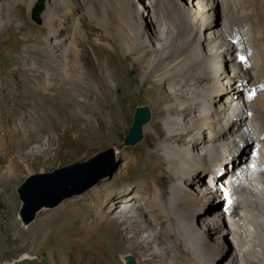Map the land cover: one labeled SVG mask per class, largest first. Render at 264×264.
I'll return each mask as SVG.
<instances>
[{
    "label": "bare ground",
    "instance_id": "1",
    "mask_svg": "<svg viewBox=\"0 0 264 264\" xmlns=\"http://www.w3.org/2000/svg\"><path fill=\"white\" fill-rule=\"evenodd\" d=\"M34 1L0 0V7L11 3L20 10ZM98 1L95 6L86 0L80 5L74 2L67 16L60 7H48L62 0L46 1L41 17L50 25L49 37L60 38L66 50L57 44L52 47L54 75L47 73L35 82L43 93L52 90L54 109L43 104L38 110L39 124L29 129L25 144L50 148L54 146L50 139L55 143L57 134L62 138L68 132H76L74 143L83 138L77 142L79 149L107 142L128 124L135 95L126 91L124 103L114 100L113 80L117 88L116 80L124 87L132 72L142 91H157L152 102L155 114L145 125L141 145L115 149L114 185L102 182L83 198L66 199L40 220L37 234L62 246L71 264H116L118 253L133 258L132 264H224V255L231 258L225 264H264L263 152L251 155L257 160L251 170L247 156L250 146L259 148L254 138L264 143V51L254 28L260 25L264 33V0H192L187 10L176 0H138L143 12L131 9L126 0ZM75 10L87 12L90 19ZM138 18L149 19L150 24L143 21L141 28ZM209 18L219 20L209 27ZM202 32L218 38L204 43ZM153 37L158 49L150 45ZM64 38H71L69 44ZM110 48L121 49L118 59H110ZM224 56L232 62L229 77L221 66ZM241 64L247 65L246 71ZM166 85L171 86L169 91ZM244 94L246 102L255 106L251 113L243 108ZM25 114L35 119L33 113ZM236 123L245 130H237ZM236 137L243 139L244 151L236 150ZM43 155V163L60 158ZM125 181L128 184L122 185ZM212 205L221 206L220 213L229 211V230L224 216L207 214ZM85 212L92 215L87 224L79 218ZM74 218L72 227L64 228V223L59 231L53 228L62 219ZM104 230L109 231L110 241L94 244ZM223 231L232 233L233 244L216 237ZM149 237L153 248L145 241ZM90 240L93 244L87 246ZM34 241L28 239V244ZM99 246L104 255L79 258L80 251ZM161 248L165 252L158 251Z\"/></svg>",
    "mask_w": 264,
    "mask_h": 264
},
{
    "label": "rangeland",
    "instance_id": "2",
    "mask_svg": "<svg viewBox=\"0 0 264 264\" xmlns=\"http://www.w3.org/2000/svg\"><path fill=\"white\" fill-rule=\"evenodd\" d=\"M36 1L37 0H35L31 5L25 4L26 6L25 5H23L22 7L20 6L21 8L20 10H16L17 5L11 3L10 4L7 3L3 5V7H0V264H4L5 261H11L25 252H29L32 255L38 256L42 260L43 264H71L69 260V256L64 251L62 246L51 244L52 240L49 239L47 235H42L41 233L37 234L39 230L38 224L40 223V220L44 216H46L51 212L56 211L59 208V205H61L64 201H66V199L72 197H73L72 199L83 198L88 193L90 188L81 194H77L64 199L56 207L39 211L36 216V219L27 227H24L21 223L20 218L18 217V212L21 207V200L17 192L18 185L22 183L24 179L29 175L38 172H52L58 168L74 164L75 162L87 161L89 159H92L99 153L105 152L107 149L111 147L115 148V146L116 147L119 146L120 144L123 143L124 138L126 137L130 126L133 124L136 107L146 105L150 108L152 116L149 122H151L155 114V108L152 105V102L157 98V91H154L153 94L145 93L144 91H142L140 79L135 77L136 74L132 72L131 75H129L125 80L124 87L119 85V81L116 80V83H118V88H117V86L115 85V81L113 80L114 83L112 84V88H113L112 97L114 100L116 99L120 103H124L126 97L125 94L126 91L127 93L133 92L135 95L131 101L130 107L128 108V111L130 113V119L128 124L125 127L115 131L114 134L112 135V138L109 139L107 142H103L102 144H100L98 147L95 148L79 149L77 147V142L83 138L82 137L78 138L76 143H74L76 132H68L66 136L62 135V138H60L59 135L57 134L55 139L53 138L55 143L53 142L52 139H50V144H54V146L50 148H48L47 145L46 146L43 145L41 148L36 143H34L33 146L31 144L28 145L25 144V142H28L29 140V136H28L29 129L30 128L36 129L37 124H39L40 118L38 116V110L42 108L43 104L48 109H54L52 90L43 93L42 91L38 90V88L35 85V82L37 83V80H42L44 76L51 74V72H52L51 75H54L55 64L53 63L52 57L50 55L51 50L55 44L60 45L61 47V44L63 43V41L60 38L59 40H55L49 37L50 25L47 22L45 16L44 17L42 16L41 23H37L32 18L31 15L32 7L34 6ZM44 1H45V7H47L46 6L47 0ZM62 1L63 2L58 3L56 5H54L55 3L54 4L51 3V5H48V7L51 8L60 7L63 10L62 15L67 16L69 15L70 12L69 9H71L70 6L74 5V2L78 5L83 3V0H62ZM86 1L89 4H94V6L95 4L99 5L98 0H86ZM126 1L128 2L131 9H136V10L138 9V11L140 12H143L145 10L144 8H143L144 10H142L141 7H143V5H141V3L139 5V3L137 2L138 0H126ZM176 3L180 8L184 10L189 9V7L191 8L193 4L192 0L191 1L176 0ZM11 6L13 7L10 8ZM16 11H18V13ZM75 12H77V14L80 17H83L86 20L90 19L87 12L78 11V10H75ZM99 17L101 16L98 15V18ZM218 20L219 19L209 18L208 26L211 27L212 25L216 24ZM143 21H146L150 24L149 19L146 20L144 19L141 22V19L139 21L138 18L137 24L141 28H144ZM198 25L200 26L201 23ZM42 27L43 29H41ZM149 27L151 30H153V27L151 25H149ZM260 27H261L260 25L254 26L258 34L257 36L258 41L261 44L260 47L264 51V33L262 31V28ZM200 36H203L204 43L208 39L218 38V36H216L215 34H212V37L208 36V34L206 36L204 32H202V34L200 33ZM64 41H65L64 44H69L71 38H64ZM157 41H158L157 37L156 38L153 37L152 40H150V45L153 49H158L160 47L157 44H155ZM188 41L189 39L185 40L186 43ZM61 48L62 50L63 49L66 50V48L64 47ZM109 52H110V59L111 58L118 59L122 51L119 48H117L116 50L110 48ZM224 52L226 54L228 53V51H226L225 49ZM127 61L132 62V58L128 57ZM221 66H222V70H225L224 72L227 74L228 77L229 75L230 76L233 75L232 62L231 59H229L227 56H224V61L221 62ZM241 66L243 71L247 70V65L244 66L241 64ZM66 87L67 85L64 86L65 89ZM149 88L151 87L149 86L147 89ZM166 88L169 91V89H171V86L166 85ZM214 89L215 86L212 87V91ZM236 94L239 93H234L232 95H236ZM214 96H216V94ZM244 96H245V101H244L245 104L243 105L244 106L243 108H246L247 111L251 113L253 112L252 109H254L255 106L254 104L249 105L247 103L248 101L245 94ZM230 97L233 98L234 96L230 95ZM234 103H235V107H237L238 103L236 102ZM241 104L242 103H240V105ZM238 108L240 109L239 105L237 109ZM30 112L33 113V117H35V119L33 118L32 120V118L27 117L28 114H25ZM145 125L143 127L144 138L135 145L124 146L122 150L128 147L139 146L145 141L146 139ZM236 129L241 131L245 130V128L241 124H237V123H236ZM59 134H61V132H59ZM241 134L242 132H240V135ZM210 135L211 134L208 133V136ZM59 140L61 142L58 143ZM257 140H258L257 137L254 138V142L255 143L257 142L256 145H258L259 148L255 149V145L254 146L252 145V147L250 146L249 149L247 150V156H249V160H250L251 155H253V153H257L258 150L263 152L262 156L261 155L260 156L264 161V143L261 142L260 140L259 141ZM236 144H238V147L236 149L237 151H244L243 139L236 137ZM8 150L10 151L8 152ZM46 152L48 154H59L60 158L55 163H43V158H44L43 154ZM232 157L233 160H236L233 155ZM116 165H117V156H116V163L114 166L113 173L110 176L104 177L101 180H99L94 186H99L102 182H108V181H111L112 185H114L113 177L116 172ZM123 184H128V183L125 181L122 183V185ZM120 186L121 184L117 185V188ZM254 196L255 198L259 197L256 196V193L254 194ZM220 210H221V206L218 205L216 207L215 205H212L208 210L207 214H211L210 217H214V218H219L221 217V215L224 216L226 221H228L227 224L229 230V226H230L229 219H231V216H228L229 211L225 209L223 211L222 209V212L220 213ZM80 216L79 218L82 219L86 224L89 223L92 218V215L88 214L87 212L82 213ZM210 217L208 218L210 219ZM75 220L76 218L62 219L61 221H59L57 225L53 226V228L54 229L56 228L57 231H59V229L63 227L65 228V227H70L71 225L73 226L75 224ZM66 222H68V224ZM64 223L65 226H63ZM59 226L60 227L63 226V227L60 228ZM107 231L108 230L106 231L104 230L100 232V234L104 235V237L99 234L98 238L96 237L97 240L95 239L96 241L94 240L93 243L99 245V244H104V242L105 243L109 242L111 239V235L109 231L108 232ZM227 232L223 231L220 235L216 234L217 235L216 237H219L221 239H226V241L228 239V241H230V243L232 242L233 244V239H231V237L233 238L232 233L229 231ZM43 237H45L44 240L42 239ZM31 238H33L36 241H34L31 244H28V239ZM149 238L151 240L146 239L145 240L146 243L150 245L152 248L155 247L153 238L152 237ZM91 241L92 240L85 242L87 243V246L93 244L91 243ZM97 248L99 250L94 249V250L80 251L79 258L83 260L87 259L88 256L92 258H96L99 254H103V252L105 251L100 246ZM158 251L165 252L164 248H161ZM121 257L123 258V260ZM118 260L120 261L116 264H125V263L131 264L133 262V258L132 259H129V257L126 258L125 255L122 253H118ZM226 260L231 261V258L230 257L227 258V255H224V258H222L224 264ZM114 263L115 262L113 261L112 262L107 261V263L104 264H114Z\"/></svg>",
    "mask_w": 264,
    "mask_h": 264
},
{
    "label": "water",
    "instance_id": "3",
    "mask_svg": "<svg viewBox=\"0 0 264 264\" xmlns=\"http://www.w3.org/2000/svg\"><path fill=\"white\" fill-rule=\"evenodd\" d=\"M45 10L44 0H37L32 7V18L42 22L41 14ZM148 106H138L133 124L119 146L111 147L92 159L58 168L52 172H38L27 176L17 187L21 200L18 217L24 227L35 219L39 211L58 206L64 199L81 194L94 186L99 180L110 176L116 163V150L126 145H135L144 138L143 127L151 119ZM129 259H132L129 257ZM4 264H43L42 260L29 252L21 254ZM132 264V263H131Z\"/></svg>",
    "mask_w": 264,
    "mask_h": 264
},
{
    "label": "snow or ice",
    "instance_id": "4",
    "mask_svg": "<svg viewBox=\"0 0 264 264\" xmlns=\"http://www.w3.org/2000/svg\"><path fill=\"white\" fill-rule=\"evenodd\" d=\"M240 59H243V57H241ZM252 95H254V93L250 94L249 98H251Z\"/></svg>",
    "mask_w": 264,
    "mask_h": 264
},
{
    "label": "clouds",
    "instance_id": "5",
    "mask_svg": "<svg viewBox=\"0 0 264 264\" xmlns=\"http://www.w3.org/2000/svg\"><path fill=\"white\" fill-rule=\"evenodd\" d=\"M250 160H251V159H250ZM250 160H249V162H250ZM249 162H248V166H249V170H251V169H253V168H250Z\"/></svg>",
    "mask_w": 264,
    "mask_h": 264
}]
</instances>
